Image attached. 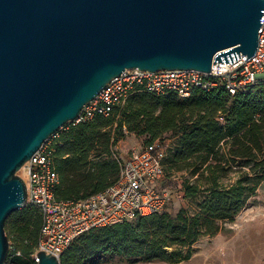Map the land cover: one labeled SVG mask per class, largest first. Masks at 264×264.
Listing matches in <instances>:
<instances>
[{
    "label": "water",
    "instance_id": "1",
    "mask_svg": "<svg viewBox=\"0 0 264 264\" xmlns=\"http://www.w3.org/2000/svg\"><path fill=\"white\" fill-rule=\"evenodd\" d=\"M263 21L264 0H0V264L27 201L18 173L112 79L248 60Z\"/></svg>",
    "mask_w": 264,
    "mask_h": 264
},
{
    "label": "trees",
    "instance_id": "2",
    "mask_svg": "<svg viewBox=\"0 0 264 264\" xmlns=\"http://www.w3.org/2000/svg\"><path fill=\"white\" fill-rule=\"evenodd\" d=\"M125 130L147 136L146 145L163 141L167 133L179 136L177 150L172 149L165 160L162 189L167 190L164 182L169 165L178 170L182 166L194 168L193 175L198 174V166H206L205 170L212 175L209 198L198 205L195 216L181 211L174 218L165 211L93 230L70 246L61 264H97L108 255L172 264L187 261L190 253L182 256L169 252V248L190 250L200 238L216 236L226 223L234 221L264 177L262 164L260 169H252L257 175L255 179L245 178L226 188L218 184L215 170L222 159L219 150L223 142L232 143L229 155L233 159L256 160L260 153L264 156V85L236 96L223 88L199 92L189 99L174 94H138L116 106L108 117L98 115L76 126L68 125L56 134L53 158L60 175L55 190L58 200H85L119 181L121 170L115 148L125 138ZM200 191L199 186L188 185L184 197L194 198ZM42 222L36 207H25L11 215L6 233L19 243L12 264H37L33 256L38 249ZM6 262L9 264L10 259Z\"/></svg>",
    "mask_w": 264,
    "mask_h": 264
},
{
    "label": "built area",
    "instance_id": "3",
    "mask_svg": "<svg viewBox=\"0 0 264 264\" xmlns=\"http://www.w3.org/2000/svg\"><path fill=\"white\" fill-rule=\"evenodd\" d=\"M240 54L235 62L212 65L211 72L198 70H160L151 72L129 69L107 84L96 99L88 103L80 117L69 125L76 126L98 115L110 116L116 106L138 94L158 97L177 95L189 99L199 92L223 88L230 95L264 85V21L259 32L256 54L247 59ZM246 60V61H245ZM49 138L24 165L27 177L25 207L40 210L43 222L38 249L33 256L38 264L42 251L59 261L81 236L105 227L131 222L139 217L160 214L172 202L169 191L162 189L165 160L172 147L159 140L134 148L127 158L119 160L120 179L103 193L80 201H60L55 190L60 184L53 158V141Z\"/></svg>",
    "mask_w": 264,
    "mask_h": 264
},
{
    "label": "rangeland",
    "instance_id": "4",
    "mask_svg": "<svg viewBox=\"0 0 264 264\" xmlns=\"http://www.w3.org/2000/svg\"><path fill=\"white\" fill-rule=\"evenodd\" d=\"M221 122L224 123V117H221ZM68 125L59 131L66 130ZM178 138L179 136L173 133H167L162 137L163 142L172 147L174 151L177 150ZM148 140L149 138L147 136H137L125 130V138L115 148L117 152L115 157L118 160L127 158L134 148L138 149L146 145ZM231 147L232 143L226 144L223 142L221 144L219 159H222L217 163L218 167L215 169L218 171V184L226 188L235 185L239 180L245 178H249V180L255 179L257 175L252 172V169H260L261 167L259 165L264 164L263 153L258 154L256 160L233 159L229 155ZM192 163L195 164L196 160ZM199 168L200 166H198V174L193 175L194 168L182 166L178 170V168L169 165L164 186L173 197L171 204L166 208V213L172 217L176 218L181 211L187 212L188 216H195L198 212V205L209 198L207 190L211 188L210 182L212 175L209 171L205 170L206 166H203L201 169ZM25 171L21 170L23 173ZM188 185H197L200 187L201 191L196 197H184V189ZM9 242L10 249L7 259L9 258V264H12L11 260L14 253L18 251L19 243L13 238H9ZM169 252H175L182 256L191 254L189 260L175 264H264V177H261L257 191L242 211L235 217L234 221L226 223L223 230L216 236L200 238L190 250L188 248L174 246L169 248ZM97 264L172 263L162 261L147 262L140 258H124L108 255Z\"/></svg>",
    "mask_w": 264,
    "mask_h": 264
},
{
    "label": "bare ground",
    "instance_id": "5",
    "mask_svg": "<svg viewBox=\"0 0 264 264\" xmlns=\"http://www.w3.org/2000/svg\"><path fill=\"white\" fill-rule=\"evenodd\" d=\"M21 170L25 171V170H26V166H24V168L21 169ZM20 172H21V171H20ZM21 176H22V178L25 180L26 177H27V173H26V171H25V173L21 172Z\"/></svg>",
    "mask_w": 264,
    "mask_h": 264
}]
</instances>
